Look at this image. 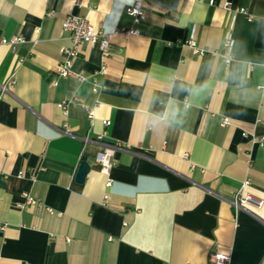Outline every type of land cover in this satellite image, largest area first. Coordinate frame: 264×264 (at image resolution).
I'll return each mask as SVG.
<instances>
[{
  "label": "crops",
  "instance_id": "1",
  "mask_svg": "<svg viewBox=\"0 0 264 264\" xmlns=\"http://www.w3.org/2000/svg\"><path fill=\"white\" fill-rule=\"evenodd\" d=\"M135 1L0 0V264H217L213 253L264 264V0H146L134 25ZM67 15L140 34H113L104 60L83 44L72 61L83 81L59 77ZM19 35L14 50L1 43ZM104 145L108 175L95 161ZM246 179L263 205L235 211Z\"/></svg>",
  "mask_w": 264,
  "mask_h": 264
},
{
  "label": "built area",
  "instance_id": "2",
  "mask_svg": "<svg viewBox=\"0 0 264 264\" xmlns=\"http://www.w3.org/2000/svg\"><path fill=\"white\" fill-rule=\"evenodd\" d=\"M74 3H77L78 0H73ZM146 0H137L131 5H128L124 8V13L132 18V22L134 25L139 24L144 20L145 13L142 7V3ZM215 4V0H209V5L212 6ZM226 9H229V5H224ZM51 12L47 13V15H50ZM61 25V29L63 32L69 34L70 38V45L69 47H63L61 49V55H62V61L59 65H57V68L55 69V74L59 77H75L76 79L83 81V77L80 74L75 73L72 71V61L78 56L79 49L83 44H90L94 45L98 48L102 60L106 59L110 54V47H111V37L113 34L121 33L124 36H132V35H139V31L134 28H127V29H118L114 31L113 33H107L104 31H101L99 29H96L91 23H89L85 18L75 16V15H67ZM24 39L19 36L12 37L9 41L2 40V44L8 45L12 50L15 49V46H17L20 43H23ZM234 42L232 40H227L222 45L223 47V53L222 58L225 64H228L232 60V48H233ZM189 46L195 48L194 43L190 42ZM196 53L201 54V51L199 49H195ZM106 69V63L103 61L100 69L95 73L96 75H103L104 71ZM7 84L10 86H13L15 84V81L13 78H10L7 81ZM92 86V92L96 93L100 90H102V86L99 85L95 80L91 83ZM1 90H5V86H1ZM77 100L75 98H71L57 104V107L62 111L63 115H66L68 112V107L71 104H75ZM92 112H88V117L91 118ZM108 121L103 122V126L108 127L109 126ZM222 126L227 125V119H222L221 122ZM100 139V136L98 137ZM86 141V139H84ZM259 143L261 146L264 145V140L260 139ZM115 154V148L114 146L104 145L101 150L97 152L95 155V161L100 166L101 174L108 175L110 169L113 166V158ZM19 176H22V173H19ZM107 185H109V182H107ZM249 185V180L246 179L242 181L240 187L237 189V191L233 194L232 198L229 200V206L233 208V210L237 211L240 207H243L245 205L251 206L252 208L259 209L263 205V201L255 196H253L250 193L245 192V188ZM28 201L31 199L28 197V195H23ZM106 198V196H105ZM210 259L213 261V263L217 264H228L229 257L227 255L223 254H212L210 256Z\"/></svg>",
  "mask_w": 264,
  "mask_h": 264
},
{
  "label": "clouds",
  "instance_id": "3",
  "mask_svg": "<svg viewBox=\"0 0 264 264\" xmlns=\"http://www.w3.org/2000/svg\"><path fill=\"white\" fill-rule=\"evenodd\" d=\"M129 3H131V0H128ZM229 79L232 80L234 83L237 84V86L241 87L242 93L245 91L244 86L246 85V82L243 79L242 73H241V66L239 64H236L232 71L229 73ZM207 89V85H201L199 88L195 91L189 90L190 95H199L201 92H204ZM186 107H191L190 104H186Z\"/></svg>",
  "mask_w": 264,
  "mask_h": 264
},
{
  "label": "water",
  "instance_id": "4",
  "mask_svg": "<svg viewBox=\"0 0 264 264\" xmlns=\"http://www.w3.org/2000/svg\"><path fill=\"white\" fill-rule=\"evenodd\" d=\"M89 170H90V166L88 165V163L82 161L79 165L77 174H75L76 175L75 181L77 183H83Z\"/></svg>",
  "mask_w": 264,
  "mask_h": 264
}]
</instances>
